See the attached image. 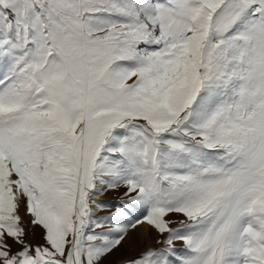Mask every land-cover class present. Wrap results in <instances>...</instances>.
I'll list each match as a JSON object with an SVG mask.
<instances>
[{
  "label": "snow or ice",
  "instance_id": "obj_1",
  "mask_svg": "<svg viewBox=\"0 0 264 264\" xmlns=\"http://www.w3.org/2000/svg\"><path fill=\"white\" fill-rule=\"evenodd\" d=\"M145 225L120 264H264V0H0V264Z\"/></svg>",
  "mask_w": 264,
  "mask_h": 264
},
{
  "label": "rangeland",
  "instance_id": "obj_2",
  "mask_svg": "<svg viewBox=\"0 0 264 264\" xmlns=\"http://www.w3.org/2000/svg\"><path fill=\"white\" fill-rule=\"evenodd\" d=\"M123 195V190L120 191H110L105 193L104 195L101 196L99 200L106 202V203H113L116 201H119L120 198ZM114 210V209H112ZM108 211H104L99 213V215H108ZM27 219V218H26ZM34 235L30 234L28 239L32 243H40L41 242V230L40 229H34ZM161 239L158 237L157 233L149 229V235H148V242L149 246L145 241H140L137 238V234L135 230H131L128 239L126 242L123 244V246L117 250L116 252L113 253L112 256L109 257L110 261L115 262V264H120L121 261L124 259L128 258L129 256H134L137 255L139 252L143 251L147 247H160V245L157 243V240ZM177 247L180 248L182 247V242H177Z\"/></svg>",
  "mask_w": 264,
  "mask_h": 264
},
{
  "label": "bare ground",
  "instance_id": "obj_3",
  "mask_svg": "<svg viewBox=\"0 0 264 264\" xmlns=\"http://www.w3.org/2000/svg\"><path fill=\"white\" fill-rule=\"evenodd\" d=\"M100 197H98V199H100ZM149 229L146 225L142 226V227H138L135 231L137 234V238L141 241H145L146 243L148 242V235H149ZM147 245L149 246V242L147 243Z\"/></svg>",
  "mask_w": 264,
  "mask_h": 264
}]
</instances>
